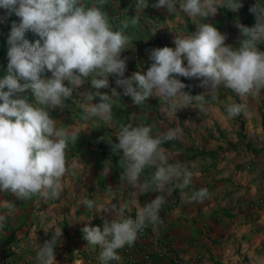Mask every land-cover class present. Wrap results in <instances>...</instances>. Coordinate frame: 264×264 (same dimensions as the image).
<instances>
[{
  "label": "crops",
  "instance_id": "crops-1",
  "mask_svg": "<svg viewBox=\"0 0 264 264\" xmlns=\"http://www.w3.org/2000/svg\"><path fill=\"white\" fill-rule=\"evenodd\" d=\"M244 1L249 15L256 0ZM157 2L145 0L148 7L138 11L136 0H82L85 7L96 6L105 12L113 30L131 37L129 49L121 54V58H127L122 79L137 71L146 73L152 64L151 49L175 48L176 36L195 33L200 23L217 27L214 22L222 20L219 10L207 20L193 19L183 11L174 14L166 6L153 7ZM257 2L264 4V0ZM224 21L231 24L228 18ZM19 22L14 13L0 8V79L7 75L8 38L14 24ZM226 37L225 44L230 45L234 39ZM25 38L33 44L39 39L31 31ZM184 64L187 66L186 60ZM51 76L48 71L42 74V78ZM177 78L187 86L183 91L193 96L204 95V111L193 101L169 116L162 110L158 97H149L144 105H136L124 95L114 75L108 78L109 86L99 90L113 100L118 99L108 123L98 117L86 118L81 107L86 103L83 92L97 91L90 80L73 91L72 97L65 101L66 107L48 109L57 128L68 134L69 172L58 198L34 196L18 200L0 191V216L5 217L0 226V241H8L0 242V256L14 252L6 259L1 258L0 264L19 259L38 264L39 246L52 238V230L57 227L62 228V236L55 248L56 264H101V249L88 244L82 229L102 228L104 219L112 220L115 213L101 210H111L113 205L116 211L123 207V215L135 220L137 207L158 195H163L166 201L159 211L161 223L148 224L146 232H138L133 244L118 250L120 260L108 264H264V89L242 97L233 90L228 93L220 85L209 94V89L200 87L199 79ZM113 89L119 92L118 98L112 94ZM13 98L35 104L31 89L18 92ZM99 102V97L93 101ZM232 104L242 105L240 115L228 116L227 107ZM130 123L151 126L154 136H163L168 131L176 134V139L166 141L162 147L169 164H180L192 173L187 187L176 188L178 182L173 180L168 185L173 189L171 194L167 189L156 191L155 168H146L142 174L141 181L150 185L147 190L121 184L122 152L113 150L112 145L118 143L121 126ZM108 160L111 171L104 173ZM201 189H207L209 196L203 201H190L191 195ZM86 198L93 199L100 210L87 209ZM45 228L49 229L47 233Z\"/></svg>",
  "mask_w": 264,
  "mask_h": 264
},
{
  "label": "clouds",
  "instance_id": "clouds-1",
  "mask_svg": "<svg viewBox=\"0 0 264 264\" xmlns=\"http://www.w3.org/2000/svg\"><path fill=\"white\" fill-rule=\"evenodd\" d=\"M152 6H166L170 13L179 10L190 18L207 20L221 7L237 12L243 4L241 0H158ZM136 7L139 11L148 4L145 0H136ZM0 8L20 18L8 38L7 75L0 79V191L18 200L60 196L62 181L69 172L68 134L57 128L48 109L66 107L65 101L87 80L97 91L83 92L86 103L81 107L86 118L98 117L105 123L111 121L113 105L118 100L99 91L109 86L110 75L117 77L116 84L123 87L124 95L131 97L134 104L142 106L149 97H158L162 110L169 116L193 101L204 111V95L193 96L183 91L187 86L177 76L199 79L200 87L209 89V94L220 85L242 97L264 89V51L258 47L264 43V4L257 0L249 9L255 16V25H237L242 37L238 48L226 45V35L212 24L200 23L195 33L176 36L175 48L151 49L152 64L146 73L137 71L127 79H122L127 58H121V54L129 49L131 37L113 30L108 16L99 7H85L82 0H0ZM29 31L39 37L34 44L25 38ZM46 71L51 72V78H42ZM27 89L34 94L35 104L13 98ZM112 94L117 98L120 95L115 89ZM96 97H99V103H93ZM242 111L239 104L227 107L229 117L238 116ZM176 138L172 131L154 136L151 126L122 125L117 135L118 143L112 145L113 150L122 152L121 184L126 183L139 191L147 190L150 185L141 181L142 174L146 168H155L153 183L156 191L167 189L171 194L173 189L168 185L173 180L178 182L176 188L187 187L192 173L182 169L180 164H169L162 147L166 141ZM110 171L111 161L108 160L104 173ZM208 196V190L201 189L189 200L203 201ZM165 202V197L158 195L137 207L135 220L123 215V207L119 211L115 205L111 210L103 208L101 211H114V218H105L102 228L84 227L83 238L89 245L99 246L101 264L119 261V249L133 244L138 232L148 224L161 223L159 211ZM84 205L89 210L94 207L100 210L93 199L86 198ZM4 220L5 217L0 216V226ZM44 231L47 233L49 229ZM52 231V238L36 252L38 264H56L55 248L62 236V228Z\"/></svg>",
  "mask_w": 264,
  "mask_h": 264
},
{
  "label": "rangeland",
  "instance_id": "rangeland-1",
  "mask_svg": "<svg viewBox=\"0 0 264 264\" xmlns=\"http://www.w3.org/2000/svg\"><path fill=\"white\" fill-rule=\"evenodd\" d=\"M242 4L245 3L246 1L241 0ZM261 3V2H258ZM262 4V3H261ZM248 7H242L239 9V11L237 12H233L231 10H228L227 7H221L219 8L221 17L219 20H221L220 22H214V25H216L217 29L222 33L225 34L226 36H230L234 39V41L228 45V46H232L235 48L239 47L240 44V39L241 37V33L240 30L238 28V24H243L247 27H253L255 25L256 19L255 16H253L251 13L248 15L247 11ZM244 13V15H243ZM225 18H228L231 20V24L229 22L224 21ZM195 27V25H194ZM195 29H197V27H195ZM258 47L260 48L261 51H264V43H261L260 45H258ZM222 89L227 91L228 93H232V90L230 88H227L225 86H222ZM14 264H25V263H29L28 260H17L13 262ZM3 264V263H2Z\"/></svg>",
  "mask_w": 264,
  "mask_h": 264
},
{
  "label": "trees",
  "instance_id": "trees-1",
  "mask_svg": "<svg viewBox=\"0 0 264 264\" xmlns=\"http://www.w3.org/2000/svg\"><path fill=\"white\" fill-rule=\"evenodd\" d=\"M0 242L3 243V244H6L8 241H0ZM13 254H14V252H9L8 254H6L4 256H0V262L2 261V259H6L8 256H11ZM8 264H14V263L8 262ZM25 264H29V263H25Z\"/></svg>",
  "mask_w": 264,
  "mask_h": 264
},
{
  "label": "built area",
  "instance_id": "built-area-1",
  "mask_svg": "<svg viewBox=\"0 0 264 264\" xmlns=\"http://www.w3.org/2000/svg\"><path fill=\"white\" fill-rule=\"evenodd\" d=\"M145 232H146V228L143 231H141L140 233L144 234ZM145 257H148V255L146 254Z\"/></svg>",
  "mask_w": 264,
  "mask_h": 264
}]
</instances>
